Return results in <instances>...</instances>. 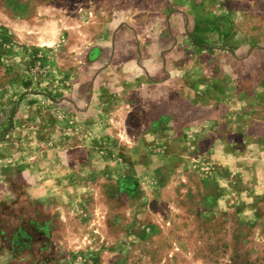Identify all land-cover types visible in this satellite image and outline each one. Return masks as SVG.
<instances>
[{
    "label": "rangeland",
    "instance_id": "1",
    "mask_svg": "<svg viewBox=\"0 0 264 264\" xmlns=\"http://www.w3.org/2000/svg\"><path fill=\"white\" fill-rule=\"evenodd\" d=\"M193 78L261 117L264 0H0V264H264V143L164 135Z\"/></svg>",
    "mask_w": 264,
    "mask_h": 264
},
{
    "label": "crops",
    "instance_id": "2",
    "mask_svg": "<svg viewBox=\"0 0 264 264\" xmlns=\"http://www.w3.org/2000/svg\"><path fill=\"white\" fill-rule=\"evenodd\" d=\"M190 83L192 84L191 86L188 85L190 97L185 102L183 96L182 102L176 104L174 114L169 113L173 111V108L169 110V106H164L165 136H171V132H175L178 144L184 146L186 142L191 141L206 147L208 146L206 153L210 157H213L214 161H220L216 150L221 149V147L224 148L229 160L233 157L238 158L235 149L238 142H243L245 145L259 143L260 141L264 143V113H260L261 117L252 120L250 127V121L243 118L246 117L247 119L248 113L242 104L238 102L232 104L224 101L212 105V103L203 102L197 91V81H194L193 78ZM198 127L206 128L204 129V134H201V136H198L199 133L196 134ZM241 127H244L246 130L241 131ZM249 128H251V134L248 133ZM253 146L248 145L246 152H249V149ZM178 157L184 159V161L189 160L187 161L188 165L194 163L195 156L190 155L186 150H183L182 155ZM248 158H250L249 155ZM249 160H252V158ZM222 165L230 166V163L217 162L216 166Z\"/></svg>",
    "mask_w": 264,
    "mask_h": 264
}]
</instances>
